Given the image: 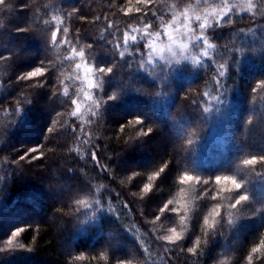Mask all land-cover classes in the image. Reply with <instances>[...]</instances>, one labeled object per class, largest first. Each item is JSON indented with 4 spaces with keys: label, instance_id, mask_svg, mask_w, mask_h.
Masks as SVG:
<instances>
[{
    "label": "trees",
    "instance_id": "obj_1",
    "mask_svg": "<svg viewBox=\"0 0 264 264\" xmlns=\"http://www.w3.org/2000/svg\"><path fill=\"white\" fill-rule=\"evenodd\" d=\"M195 1L164 0L163 15L150 17L154 19L152 31H160L161 18L167 22L174 12ZM23 3L31 7L19 10L22 24L18 27L31 30L26 34L13 32L10 47L16 53L5 68L11 91L0 101V115L21 111L22 101L34 100L36 104L27 110L29 123L20 133L27 136L20 144L14 136L16 146L51 141L45 158L24 165L22 174L4 193L7 211L14 216L16 227L24 229L23 244L34 250L31 256L12 264H119L121 260L129 264H211L220 248L226 251L225 264H243L251 248L264 239V223L243 227L234 247V221L222 220L214 231H199L204 210L199 213L202 205L198 201L190 222V240L203 234L197 255L185 247L190 240L175 245L161 240L150 222L161 216L164 197L176 190L175 179L186 168L213 177L230 172L252 155H264V98L257 101L255 114L246 118L250 115L248 104L255 96L252 88L264 79V52H248L239 58L238 65L233 61L241 48L246 52L250 49L247 42H241L264 23V18L234 12L204 33L212 56L210 53L206 60L197 57L198 64L191 59L154 68L143 46L137 50L128 45L122 50L125 58L114 54L111 60L107 56L113 50L105 40L121 42L128 26L141 27L129 21L114 0H22L21 7ZM173 5L179 7L173 9ZM74 8L79 13L67 16ZM54 17H60L59 26L67 29V36L61 32L59 39L69 40L70 47H54L46 39L57 26ZM109 20L115 22L110 28ZM93 42L98 47L90 52L87 45ZM72 48L83 50L85 60L95 64L111 66L119 61L105 77L109 87L99 93L91 90L92 101L81 96L89 90L76 79L75 64L80 60H68ZM42 60L49 74L34 78L32 87L16 79L22 72L41 66ZM225 69L226 75L220 76ZM41 84L44 87L37 86ZM65 84L71 98L79 99L82 115H72L75 106L63 95ZM113 92L117 98L104 105ZM135 117L144 120V131L153 128L148 136L140 135ZM244 124L247 128L251 124L250 135ZM13 153L6 152L8 156ZM161 168L160 177L149 178ZM252 169L264 194V165ZM149 182L152 190L144 193L143 186ZM76 198L78 204L74 203ZM253 264H264V252L254 255Z\"/></svg>",
    "mask_w": 264,
    "mask_h": 264
},
{
    "label": "rangeland",
    "instance_id": "obj_2",
    "mask_svg": "<svg viewBox=\"0 0 264 264\" xmlns=\"http://www.w3.org/2000/svg\"><path fill=\"white\" fill-rule=\"evenodd\" d=\"M163 1L161 0V3L157 6L156 9V15L161 16L163 15ZM224 0H196L195 3L192 5H189L191 14L196 15H204L205 10L211 15H214L212 13V8H220L223 5ZM237 2V0H228L229 4H233ZM239 2L243 3L245 5L244 11L242 12L240 9H236L234 12L238 15L241 14H250L253 17H261L259 12H256L255 14L253 12H250L247 10V2L248 0H239ZM253 4H258L259 0H251ZM6 3L12 4L11 8H4L3 6H0V20H2L5 24V27L0 28V56L6 57L7 59H0V101L3 99L5 95L8 94V92L11 91L10 88V82H7L8 73H6V65L7 60H9V63L11 62V55L14 54V48L10 47L12 42V35L15 31V28L18 27V25L22 24V20L19 18V10L22 9L21 3L22 0H6ZM114 3L119 6V9L121 10L128 4V0H114ZM132 5L135 6V0H132ZM187 7V6H186ZM183 9V8H182ZM181 9V10H182ZM180 11V10H179ZM209 19V23L213 26L214 23L221 22L220 18H217L215 21ZM135 19H130L129 21H135L136 24H138L141 30H143L144 22L139 17V14H133ZM151 13H149V21H153L150 19ZM172 18V16H171ZM171 18L169 21H171ZM225 18V17H224ZM223 18V19H224ZM161 20V19H160ZM165 21V20H164ZM161 24V23H160ZM179 27V26H177ZM191 27L194 29V35H192L191 42L186 38L188 36V33H185V39H183L182 43H188L189 48L187 52L181 51L177 56H172L170 53L166 55V58L164 60H161L158 56H155L153 53V58L156 60V63H151L149 61V54H148V63L154 66L156 64H162L164 66H174L177 64L189 62L193 57L197 58L200 57L201 59L206 60L209 58V56H212V47H209V43L207 45L203 43L196 42V37L200 36L201 33L199 31V22H196L195 20L192 21ZM211 28V27H210ZM161 30V29H160ZM156 32V31H155ZM154 32V33H155ZM135 34V33H133ZM179 35V33L177 34ZM139 39V36H138ZM247 44L249 46H246L248 48H255L256 53L261 52V49H264V23L259 25L258 27L253 28V31L251 35H248V39H244L241 44ZM123 43V39L121 41ZM167 43L166 36H163L156 41V44L158 46H163ZM133 44L131 41H129L128 45ZM195 44V46H193ZM122 48L115 49L116 51H122L123 49H126L123 44ZM120 45V46H121ZM22 47V45H20ZM211 46V45H210ZM128 47V46H127ZM240 50L245 51V49L241 48ZM239 50V51H240ZM148 51V50H147ZM204 51L208 52V55L211 53V55L204 56ZM16 53V52H15ZM126 53V52H125ZM255 53V54H256ZM113 53L110 52L107 54L112 60ZM187 57V58H184ZM27 61V59L25 58ZM179 60V61H178ZM86 63L89 64V66H94L95 63L91 60H85ZM123 64H121L122 68L126 65L124 60L122 61ZM8 63V64H9ZM160 70L158 68L157 72ZM81 74H83V70H81ZM82 79V77H81ZM32 81V80H31ZM31 81H26V85L31 86L34 85L30 83ZM96 83L99 85V87L95 88V90L98 91V93L104 88L109 87L110 82H104L101 79H97ZM30 84V85H29ZM86 85V84H85ZM26 88V87H24ZM117 88V87H116ZM81 96L83 97L85 95L84 92H82ZM258 100H257V99ZM264 98V89H259L255 92V100L252 101L250 104H248V110L250 112V115H248L246 118L252 117L255 114V111L259 107V101H263ZM258 101V102H257ZM32 99L29 100L25 99L22 101L23 109L16 110L15 112L11 114H1L0 115V149L2 150V153L0 154V248H6L7 247V241L11 237V235L17 230L21 229L16 227L17 222L12 215V213L7 211V208L4 204V193L7 190L8 186L11 184L12 180H14L18 175L22 174L24 165H29L31 162L34 161H42L47 152V147L49 144V138L45 140L42 144H26L23 145V147L17 148L16 144H18V140L14 139V136L19 139V144L24 141V137L27 135L21 136L20 133L24 130H26L27 124L29 123V115L27 113L28 107H31V104H36V102ZM45 107V106H44ZM47 111V107L44 108ZM1 110V109H0ZM30 110H28L29 112ZM42 117H45V111L41 114ZM40 115V116H41ZM39 116V117H40ZM52 120V124L53 121ZM250 125H248V128L244 124V129H248L246 131L247 135H250ZM51 126V123H50ZM52 134H54L52 132ZM253 137V136H252ZM22 139V140H20ZM21 141V142H20ZM17 142V143H16ZM18 144V145H19ZM43 146L40 148L39 151L36 153L29 152L28 155L25 157L24 160H20L19 157L21 155L25 154V151L29 148H39L40 146ZM13 156H8L6 152H13ZM41 152H43V155H41ZM163 152V150H162ZM46 153V154H45ZM187 172L189 175L193 176H199L201 178V181L199 183L194 181H189L188 183H182L181 177L184 175V173ZM218 175H235L238 180H243L245 182L244 187L236 193V195L242 194L243 192H247L249 194V200L243 203L240 206H237L236 208H230L229 205L234 203V193L232 192H221L219 197H216V199H213V197L216 196V192L219 190V186L215 184V176L213 177H207V175L204 177V175H201L199 173H196L193 170H190L186 168L185 171H183L179 177H177L176 182H178V187L175 191L168 193L163 199L162 205L159 207H163L165 203H167L169 200H173L174 203L169 206V209L173 207L180 208L179 212L172 213L170 210H166L164 213L161 214V218L159 220L151 219L150 222L153 224V227L159 232V238L165 236V235H171V229L176 228L178 232L182 235V240L180 242H177L176 244H181L182 241L190 240L191 236L190 234L193 232V228L191 227V221L193 218V215L195 214V211L197 210V202L202 205L199 206V213H201L200 210H204L203 212V218L202 223L199 225V231L206 232V231H214L215 229H209L207 225L204 224V220L206 217H209L210 213L212 212V209L217 205L220 204L221 207V216L217 217V226L220 224L222 220L227 221V223H232L234 221L235 226L233 227L235 234L233 239L231 240V244L235 247L240 241V235L242 228L245 227L247 229L256 226H259L264 223V194L262 193L263 189L262 187L259 188L256 178L254 176V171L252 169V166H248L243 164V161L238 163L236 166H234L230 172H226L223 174ZM150 179H153V175L149 177ZM204 180H208L209 183L205 185L203 183ZM150 181V180H149ZM181 189L184 190V192H181ZM79 198H76L74 203L78 204ZM15 215V214H14ZM17 217V215H16ZM199 239L200 246L203 242V234L202 237L196 236L195 238L191 239L189 243H186L185 247H193L195 246V241ZM162 240V239H161ZM168 242V241H167ZM169 244L171 242H168ZM23 244L21 240V234L16 237V239L13 241V247L14 249L11 250H5L0 251V264H12L16 260L23 259L25 257H29L34 253V250L32 248H27L25 246L24 249H19V245ZM24 245V244H23ZM31 249V250H29ZM219 249V248H218ZM131 250L127 251V254H129ZM252 257L254 258V255L252 254ZM228 262V259L226 258V251L222 248H220L217 253L215 254L211 264H225ZM243 264H249L248 256L245 259ZM251 264H253V259L251 261Z\"/></svg>",
    "mask_w": 264,
    "mask_h": 264
},
{
    "label": "snow or ice",
    "instance_id": "obj_3",
    "mask_svg": "<svg viewBox=\"0 0 264 264\" xmlns=\"http://www.w3.org/2000/svg\"><path fill=\"white\" fill-rule=\"evenodd\" d=\"M161 3V0H135V6L132 5V0H128L127 6L121 9V11L124 13V16L129 19H135L133 14H139V17L144 22L143 30H141L139 27L132 28L131 26L127 27V30L122 32L123 36V46L127 48L129 41L133 43V45L139 50L141 46L145 47L148 50L149 54V61L151 63H156V60L153 58V53L155 56H158L161 60H164L166 58L167 54H171L172 56H177L181 51L187 52L189 48L188 43H182L181 41L185 39V33H188V36L186 37L190 42L192 40V35H194V29L191 27V23L193 20L196 22H199V31L201 33L200 36L196 37V42L203 43L207 45V37L204 35L206 30H208L212 25L209 23L210 15L207 10H205L204 15H193L191 14L190 7H183L182 10L178 12H174L172 15L171 21L166 22L162 18L160 20L161 23V30L157 32L152 31V24L149 21V13H151L153 18H156V9L157 6ZM206 3V0H205ZM0 6H3L4 8H11L12 4L6 3V0H0ZM31 5L27 3L22 4L23 9L30 8ZM179 6L173 5L172 8L176 9ZM245 5L239 0L233 4H229L228 0H224L223 5L220 8H212V13L214 15H211V19L215 21L217 18H220L221 21H223L224 17L229 16L230 14L234 13L236 9H240L242 12L244 11ZM247 10L250 12H253L254 14L256 12H259L261 17H264V0H259L258 4H253L251 0H248L247 2ZM79 9H73L71 12L66 13L67 16L71 17L73 13L78 14ZM54 19L57 22V26L54 31H50V36L46 37L48 41L51 43L52 46H58L60 44L71 46V42L67 40L66 38L63 40H60V34L61 32L64 33V36H67V29H62L59 25L61 24L62 20L60 17H54ZM80 19L84 20L86 17H80ZM100 17H95L94 20H99ZM107 19V18H105ZM115 23L114 21L109 20L108 21V27L110 28L112 24ZM45 24H48V21H45ZM179 26V27H177ZM5 27V24L2 20H0V28ZM31 29L30 28H23V27H16L15 33L21 34V33H27ZM121 30L117 28V32H120ZM135 33V34H133ZM179 33V35H177ZM76 37H80V33L77 32ZM166 36L167 43L163 46H158L156 44V41L159 40L161 37ZM139 36V39H138ZM147 42L146 44L144 42ZM105 44L108 45L113 54H115L119 58H125V52L123 51H115V49H118L121 45V42L119 40H116L115 43L109 42L105 40ZM195 46V44H193ZM98 47V45L93 42L87 45V48L90 52H94L95 49ZM209 47H211L209 45ZM256 53V49L253 47L246 51H237L235 54V57L233 58V61L238 65L239 64V58L243 57L246 53ZM261 52H264V49H261ZM71 56L68 57V60L70 62H74L77 58L80 60V63L75 64V68L77 70V76L76 79L80 80L82 83L87 84V89L89 91L85 92V96L89 101H92V93L91 90L99 87V85L96 83L97 78L101 79L103 82L105 80V77L112 73L113 69L118 66V62L113 63L111 66H104L96 64L94 66H89L88 63L85 62V52L83 50L77 52L75 48L71 49ZM140 55H144L143 52L140 53ZM204 56L208 55L207 51H204ZM187 58V57H184ZM0 59H7L6 57L0 56ZM179 61V60H178ZM192 63L198 64L200 63L198 58L193 57ZM41 66H37L29 71L22 72L20 75L16 77L18 81L24 82V81H31L34 78L37 77H43L46 74H49V67L44 66V61L42 60L40 62ZM129 67H132L131 63L128 64ZM140 67L142 68L143 65L141 64ZM223 67V66H222ZM83 70V76L81 79L80 72ZM227 73V69L225 71H222L219 73L220 76H225ZM219 83V81H217ZM38 87H44V85H37ZM259 89H264V79H261L258 81L257 85L252 88V92L255 93ZM63 95L68 98V103L70 105L75 106V111L72 112L73 116H76L78 114L82 115L81 113V104L79 99H72L69 94V88L65 84L63 87ZM207 95V93H205ZM117 98V93L113 92L111 95H107V100L103 102L105 105L108 101L115 100ZM255 100V96H253V101ZM59 114V113H58ZM136 124L141 126L140 135L142 137L148 136L152 131L153 128L151 126L147 127V130L144 131V120L141 117H135ZM251 123V121H249ZM123 127V126H122ZM49 132H52V129H48ZM189 144L192 143L191 140L188 141ZM43 146L41 145L39 148H29L25 151L24 155H21L19 159L22 161L25 159V157L28 155L29 152L36 153L40 150ZM41 155H43V152H41ZM93 159H95V152L92 153ZM243 164L248 166H254V165H264V155H252L247 159L243 160ZM164 171V168H161L158 172H155L153 175V178L160 177L161 173ZM182 183H188L189 181H194L199 183L201 181V178L199 176H193L189 175L187 172L184 173V175L180 178ZM203 183L207 185L209 183L208 180H204ZM215 184L219 186V190L216 192V196L213 197V199H216V197H219L221 192H232L234 193V203L230 204V208H236L237 206L242 205L246 201L249 200V194L247 192H243L242 194L236 195L245 185V182L243 180H238L235 175H216L215 176ZM152 183L149 182L143 186L144 193H150L152 190ZM181 192L183 193L184 190L181 189ZM174 203L173 200H169L167 203L163 205L159 209L161 213H164L166 210H170L172 213H176L180 211V208L173 207L169 209V206ZM221 205L217 204L210 213L209 217H206L204 220V224L207 225L209 229H216L217 228V217L221 216ZM157 220L160 219L159 216L156 217ZM24 229H17L11 237L7 241V247L6 248H0V251H5L14 249L13 247V241L16 239L17 236H19ZM162 240L171 242L173 245H175L177 242H180L182 240V235L180 232L176 230V228L171 229V235H165L161 237ZM200 247V241L197 239L195 241V246L189 247L187 251L189 253L193 254H199L198 249ZM25 245L21 244L19 245V249H24ZM31 250V249H29ZM260 252H264V239L260 241V243L254 247L251 248L252 254H258ZM253 257L250 254L248 256L249 264H251ZM119 264H129L128 261L121 260L119 261Z\"/></svg>",
    "mask_w": 264,
    "mask_h": 264
}]
</instances>
